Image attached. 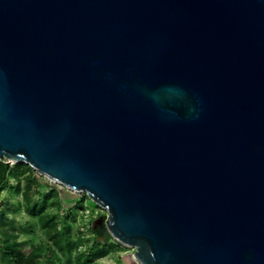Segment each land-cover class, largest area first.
Masks as SVG:
<instances>
[{
  "label": "water",
  "instance_id": "obj_1",
  "mask_svg": "<svg viewBox=\"0 0 264 264\" xmlns=\"http://www.w3.org/2000/svg\"><path fill=\"white\" fill-rule=\"evenodd\" d=\"M2 160L137 264H264V0H0Z\"/></svg>",
  "mask_w": 264,
  "mask_h": 264
},
{
  "label": "rangeland",
  "instance_id": "obj_2",
  "mask_svg": "<svg viewBox=\"0 0 264 264\" xmlns=\"http://www.w3.org/2000/svg\"><path fill=\"white\" fill-rule=\"evenodd\" d=\"M15 163H9L12 167ZM25 165V164H24ZM21 189L28 186V193L32 198L40 202L43 198L53 193L48 199V208L46 213L53 215L59 228H69L72 240H81L80 251H84L91 244L95 235L91 233V228L95 231L103 228L104 234H108L104 224H96L98 219H105L106 212L94 205L85 194L75 193L49 179L38 175L36 172H27L19 177ZM17 180L7 179L4 187L0 191V220L7 225L13 224L16 229V242L18 250L27 254L31 249L44 240V234L39 229H35L31 233H25L22 228L27 222H31V218L26 214L22 195L14 192ZM52 203L54 206L51 207ZM1 228V227H0ZM113 239V238H112ZM101 241V239H99ZM114 240V239H113ZM2 239L0 238V245ZM133 249L121 245L118 248H107V253L96 259V264H137ZM57 255L61 258L60 253ZM63 264H74L73 262ZM0 264H6L0 257Z\"/></svg>",
  "mask_w": 264,
  "mask_h": 264
},
{
  "label": "trees",
  "instance_id": "obj_3",
  "mask_svg": "<svg viewBox=\"0 0 264 264\" xmlns=\"http://www.w3.org/2000/svg\"><path fill=\"white\" fill-rule=\"evenodd\" d=\"M27 172L34 171L27 165L15 164L7 166L6 161H0V191L4 187L7 179L17 180L14 192L22 195L23 206L26 214L31 218L22 228L25 233H31L35 227L44 234V240L38 242L31 251L24 254L18 250L16 242L15 228L13 224L7 225L0 220V257L6 264H63L73 262L74 264H96V259L103 257L107 253V248L121 247L119 243L108 234H104V229L95 231L91 228V233L95 235L92 244L84 251H80L81 240H72L69 228H59L55 217L48 213V199L53 193L46 195L40 202L35 201L28 193V186L23 190L19 177ZM54 206L52 203L51 207ZM101 239V241L99 240ZM60 253L61 258L57 255Z\"/></svg>",
  "mask_w": 264,
  "mask_h": 264
},
{
  "label": "built area",
  "instance_id": "obj_4",
  "mask_svg": "<svg viewBox=\"0 0 264 264\" xmlns=\"http://www.w3.org/2000/svg\"><path fill=\"white\" fill-rule=\"evenodd\" d=\"M51 181V180H50ZM53 182V181H52Z\"/></svg>",
  "mask_w": 264,
  "mask_h": 264
}]
</instances>
